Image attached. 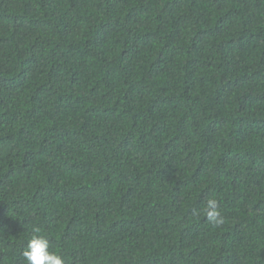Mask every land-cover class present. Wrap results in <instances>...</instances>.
Returning a JSON list of instances; mask_svg holds the SVG:
<instances>
[{"label": "trees", "instance_id": "trees-1", "mask_svg": "<svg viewBox=\"0 0 264 264\" xmlns=\"http://www.w3.org/2000/svg\"><path fill=\"white\" fill-rule=\"evenodd\" d=\"M35 229L65 264H264V0H0V264Z\"/></svg>", "mask_w": 264, "mask_h": 264}, {"label": "clouds", "instance_id": "clouds-1", "mask_svg": "<svg viewBox=\"0 0 264 264\" xmlns=\"http://www.w3.org/2000/svg\"><path fill=\"white\" fill-rule=\"evenodd\" d=\"M207 217L214 224L223 222L217 201L214 199L207 202ZM22 257L26 264H65L59 253L50 250L49 239L41 235L39 229H35L31 238L27 241L26 247L22 251Z\"/></svg>", "mask_w": 264, "mask_h": 264}]
</instances>
